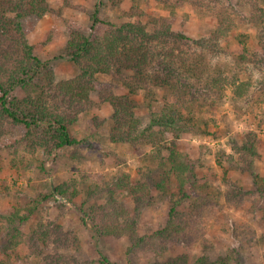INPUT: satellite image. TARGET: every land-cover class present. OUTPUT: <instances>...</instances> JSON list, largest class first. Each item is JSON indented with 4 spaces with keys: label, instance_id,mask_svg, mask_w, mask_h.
Returning <instances> with one entry per match:
<instances>
[{
    "label": "trees",
    "instance_id": "obj_1",
    "mask_svg": "<svg viewBox=\"0 0 264 264\" xmlns=\"http://www.w3.org/2000/svg\"><path fill=\"white\" fill-rule=\"evenodd\" d=\"M156 1L170 18L147 16L135 8L125 22L117 23L100 17L99 3L89 15L88 33L80 24L68 23V40L57 60L71 61L80 73L56 81L54 66L40 59L28 39V33L53 12L50 2L0 0V141L22 128L24 136L12 147L13 153L23 147L54 159L61 150L79 145L71 128L83 115L96 104L108 107L111 143L151 149L142 158L138 179L121 173L113 183H105V203L95 200L104 193L102 187H89L86 200L76 207L83 225L96 240L127 238L129 256L153 253L157 259L178 250L177 257L155 264H190L184 248L200 243L205 251L210 249L208 224L216 209L243 211L251 223L264 227V176L256 171L264 159L256 131L247 132L241 141L230 138V153L223 147L213 153L222 170L220 183L216 177L200 178L192 155L178 147L187 134L212 136V120L200 116L204 112L225 104L239 111L244 103L250 109L264 107V57L251 45L253 33L264 52V0ZM186 4L202 16L214 17L216 25L208 37L195 39L174 30L177 10ZM140 100L149 111L146 115L138 113ZM231 173L250 175L252 188L240 185ZM118 191H128L130 209L118 202ZM152 192L171 194L172 203L164 227L142 236L139 221L152 203ZM56 196L76 205L77 181L54 185L51 192L0 215V264H12L20 246L34 257H28L27 264L96 263L68 252L78 246V237L57 221L39 222L29 234L23 233V225L41 205L57 201ZM251 223L234 226L235 242L252 241L256 232ZM260 238L264 242V233ZM240 250L236 244L225 256L212 260L205 255L192 264H245ZM99 263L115 264L106 256Z\"/></svg>",
    "mask_w": 264,
    "mask_h": 264
},
{
    "label": "rangeland",
    "instance_id": "obj_2",
    "mask_svg": "<svg viewBox=\"0 0 264 264\" xmlns=\"http://www.w3.org/2000/svg\"><path fill=\"white\" fill-rule=\"evenodd\" d=\"M53 12L48 14L29 33L28 39L35 47L36 54L42 61H49L56 71V81L72 79L80 73L77 66L69 60L58 59L63 55V47L68 40V23L80 24L83 31L88 33L90 28L89 15L95 10L96 5L101 4L100 17L113 22H125L135 8L142 9L147 16H164L170 18V12L163 8V4L156 0H121L113 4L110 0L102 3L98 0H48ZM216 20L211 16H202L189 4L177 10L174 30L184 32L195 38H206L215 27ZM252 49L264 57L262 49L258 48L257 40L253 33ZM250 45V46H251ZM56 58V59H55ZM138 109L140 115L149 113L145 105ZM156 110L160 108L155 104ZM242 111L234 106L225 104L217 109L200 114L204 119H210L209 132L212 136H198L187 134L178 142V147L183 153H190L199 170V177H207L211 181L219 180L222 170L214 163L213 153L223 147L230 153L228 140L235 138L242 140L244 134L256 131L260 140V153L264 159V122L259 127V122L264 120V107L253 106L247 108L246 104H239ZM111 111L108 107L97 105L91 108L71 128L72 136L79 141V145L61 150L54 159L48 160V155L39 151L29 153L23 147L18 153H13L14 144L24 136L22 128H16L0 141V215L11 211L17 203H28L37 198L39 194L51 192L54 185L64 182L77 181L79 196L75 200L76 205H69L65 200L56 196L57 201L41 205L38 212L23 225L24 234H29L31 229L39 222L57 221L67 230L74 232L78 237L77 247L69 249L70 254L79 252V257L93 259L96 263L106 256L115 264H155L166 261L168 256L177 257L178 250L173 254L155 258L153 253L129 256L127 254L130 245L127 238L98 239L89 226L83 225L81 214L76 207L81 206L86 200L90 186L102 187L104 193L95 199L99 204L105 203L107 191L105 183H113L118 174L127 173L133 179H138V170L144 168L142 158L151 147L130 146L126 144H113L109 134L111 129ZM17 166L14 168L13 164ZM44 164V165H43ZM200 165H204L202 169ZM257 172L264 176V160L257 163ZM42 168V169H41ZM216 175V176H215ZM232 179H238V183L246 189L252 188L251 176H239L231 173ZM217 182V181H216ZM220 183V180L219 182ZM118 202L128 209L133 205V200L128 191L116 193ZM152 203L148 206L139 221V234L150 235L157 229L164 227L167 221L168 209L171 206L172 195L152 192ZM59 204L65 207H58ZM243 211H235L229 208L216 209L209 220L207 234L208 251L203 244H196L184 248L190 257V264L197 258L207 256L216 259L220 255L225 256L231 249L241 247L242 258L245 264H264V242L260 235L264 233V227L257 223H251ZM240 222L251 223L256 232L252 241L235 242L234 226ZM257 222V221H256ZM2 226V225H0ZM246 236V235H245ZM244 237V236H243ZM4 240V239H3ZM240 249V248H239ZM66 252V251H63ZM29 255L27 247L20 246L12 257V264H27Z\"/></svg>",
    "mask_w": 264,
    "mask_h": 264
}]
</instances>
